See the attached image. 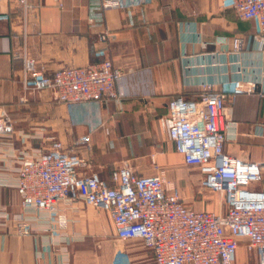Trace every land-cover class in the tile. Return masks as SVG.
<instances>
[{
	"label": "crops",
	"instance_id": "1",
	"mask_svg": "<svg viewBox=\"0 0 264 264\" xmlns=\"http://www.w3.org/2000/svg\"><path fill=\"white\" fill-rule=\"evenodd\" d=\"M121 3L103 9L100 0H0V108L15 122L14 133L0 137V264H154L141 241L120 240L109 215L82 200L61 201L54 214L22 207L12 186L17 156L37 155L51 140L77 149L82 172L108 181L123 161L137 175L159 167L188 209L223 210L217 194L199 190L198 167L184 163L167 135L169 101L194 98L205 82L257 83L255 94L238 96L228 108L236 135L228 133L224 150L262 165L261 182L251 187L264 191V44L255 39L256 23L240 20L222 0ZM235 37L247 48L234 50ZM24 57L46 75L109 59L121 72L115 85L121 96L68 105L51 89L25 90ZM82 136L87 144L76 146ZM248 258L256 263L253 253Z\"/></svg>",
	"mask_w": 264,
	"mask_h": 264
},
{
	"label": "built area",
	"instance_id": "2",
	"mask_svg": "<svg viewBox=\"0 0 264 264\" xmlns=\"http://www.w3.org/2000/svg\"><path fill=\"white\" fill-rule=\"evenodd\" d=\"M103 9L120 8L121 0H100ZM237 17L256 23L255 39L264 44V0H222ZM104 33L100 39L104 41ZM241 50L245 39L231 40ZM25 90L51 89L64 104L96 102L121 96L115 89L121 72L109 59L85 67H70L46 75L35 60L23 58ZM251 80L205 82L194 97L176 96L168 103L167 135L185 164L198 167L200 191L217 194L223 210L188 209L179 188L168 181L159 167L150 176L137 175L128 161L103 180L96 172H82L85 164L75 147L64 148L51 140L45 151L33 155L20 152L12 183L25 209L56 212L61 201L82 200L86 205L106 212L116 236L123 241L139 240L153 256L154 264H235L238 247L245 242L256 264H264V191L254 189L262 178V165L234 157L224 150L228 133L236 135L228 108L240 95L256 93ZM261 92V94H263ZM14 120L0 108V137L14 133ZM82 136L76 146L86 145ZM20 233L26 222L20 217ZM60 227L66 225L57 216Z\"/></svg>",
	"mask_w": 264,
	"mask_h": 264
},
{
	"label": "rangeland",
	"instance_id": "3",
	"mask_svg": "<svg viewBox=\"0 0 264 264\" xmlns=\"http://www.w3.org/2000/svg\"><path fill=\"white\" fill-rule=\"evenodd\" d=\"M244 244L245 242H242L238 247L235 264H256L255 261L248 258V253L244 248Z\"/></svg>",
	"mask_w": 264,
	"mask_h": 264
}]
</instances>
